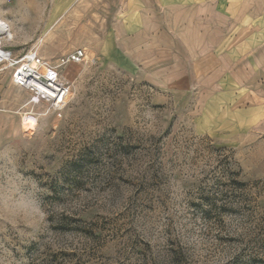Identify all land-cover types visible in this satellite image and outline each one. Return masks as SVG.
<instances>
[{
  "label": "rangeland",
  "instance_id": "374dc122",
  "mask_svg": "<svg viewBox=\"0 0 264 264\" xmlns=\"http://www.w3.org/2000/svg\"><path fill=\"white\" fill-rule=\"evenodd\" d=\"M128 3L0 0L14 56L88 54L35 125L0 64V264H264L263 87L156 85L123 53ZM242 30L259 41L264 19Z\"/></svg>",
  "mask_w": 264,
  "mask_h": 264
},
{
  "label": "crops",
  "instance_id": "0c3cea01",
  "mask_svg": "<svg viewBox=\"0 0 264 264\" xmlns=\"http://www.w3.org/2000/svg\"><path fill=\"white\" fill-rule=\"evenodd\" d=\"M124 10L123 53L153 72L156 85L199 88L201 96L205 88L209 102L207 87L232 88L213 92V100L238 98L240 88L257 84L263 88L251 93L264 101V30L259 41V34L242 30L264 19V3L257 11L255 0H130Z\"/></svg>",
  "mask_w": 264,
  "mask_h": 264
},
{
  "label": "built area",
  "instance_id": "2783aa9c",
  "mask_svg": "<svg viewBox=\"0 0 264 264\" xmlns=\"http://www.w3.org/2000/svg\"><path fill=\"white\" fill-rule=\"evenodd\" d=\"M87 58L86 49L78 48L62 56L57 63H52L34 50L16 57L0 44V64L7 63L12 69L14 84L30 93L28 105L32 109L25 112V123L28 118L27 124L35 125L41 116L60 113L66 107L72 86L63 76L62 68L84 63Z\"/></svg>",
  "mask_w": 264,
  "mask_h": 264
},
{
  "label": "bare ground",
  "instance_id": "6f19581e",
  "mask_svg": "<svg viewBox=\"0 0 264 264\" xmlns=\"http://www.w3.org/2000/svg\"><path fill=\"white\" fill-rule=\"evenodd\" d=\"M4 36L10 37V34H9L7 23L0 20V44L2 43V38ZM11 36H13V35H11ZM30 120H32V119H30ZM27 121H28V118H27Z\"/></svg>",
  "mask_w": 264,
  "mask_h": 264
}]
</instances>
